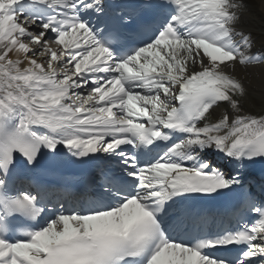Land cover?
Listing matches in <instances>:
<instances>
[{
	"label": "snow or ice",
	"instance_id": "snow-or-ice-1",
	"mask_svg": "<svg viewBox=\"0 0 264 264\" xmlns=\"http://www.w3.org/2000/svg\"><path fill=\"white\" fill-rule=\"evenodd\" d=\"M246 10L0 0V264H264V177L247 175L264 161V108L247 109L232 74L264 64ZM45 152L98 169L96 196L15 190L16 166ZM229 194L238 225L208 230L194 202Z\"/></svg>",
	"mask_w": 264,
	"mask_h": 264
},
{
	"label": "bare ground",
	"instance_id": "bare-ground-1",
	"mask_svg": "<svg viewBox=\"0 0 264 264\" xmlns=\"http://www.w3.org/2000/svg\"><path fill=\"white\" fill-rule=\"evenodd\" d=\"M246 3L244 17L249 21L238 27L252 34L255 43L251 50H259L258 54L264 55V0H246ZM232 74L240 78L248 90L247 109L252 113H259L264 108V64L243 67L236 65Z\"/></svg>",
	"mask_w": 264,
	"mask_h": 264
}]
</instances>
